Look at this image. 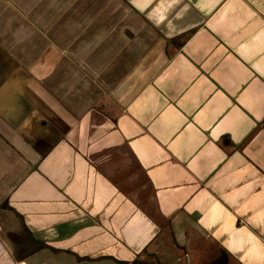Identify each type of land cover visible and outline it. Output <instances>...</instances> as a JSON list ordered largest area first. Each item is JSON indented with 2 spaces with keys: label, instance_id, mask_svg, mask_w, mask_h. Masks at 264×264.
I'll use <instances>...</instances> for the list:
<instances>
[{
  "label": "crops",
  "instance_id": "crops-1",
  "mask_svg": "<svg viewBox=\"0 0 264 264\" xmlns=\"http://www.w3.org/2000/svg\"><path fill=\"white\" fill-rule=\"evenodd\" d=\"M264 264V0H0V264Z\"/></svg>",
  "mask_w": 264,
  "mask_h": 264
},
{
  "label": "trees",
  "instance_id": "trees-1",
  "mask_svg": "<svg viewBox=\"0 0 264 264\" xmlns=\"http://www.w3.org/2000/svg\"><path fill=\"white\" fill-rule=\"evenodd\" d=\"M133 264H144V263L140 262L139 260H134Z\"/></svg>",
  "mask_w": 264,
  "mask_h": 264
}]
</instances>
